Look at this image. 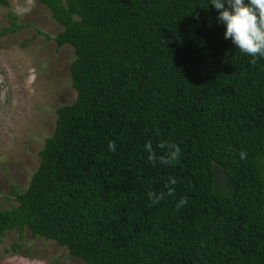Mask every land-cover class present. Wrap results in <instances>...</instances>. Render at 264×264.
Returning <instances> with one entry per match:
<instances>
[{"label":"trees","instance_id":"1","mask_svg":"<svg viewBox=\"0 0 264 264\" xmlns=\"http://www.w3.org/2000/svg\"><path fill=\"white\" fill-rule=\"evenodd\" d=\"M36 2L76 98L0 241L28 230L83 264H264V0Z\"/></svg>","mask_w":264,"mask_h":264},{"label":"rangeland","instance_id":"2","mask_svg":"<svg viewBox=\"0 0 264 264\" xmlns=\"http://www.w3.org/2000/svg\"><path fill=\"white\" fill-rule=\"evenodd\" d=\"M0 31L9 13L27 25L0 37V209L15 206L11 191L23 192L39 164L38 152L55 126L56 109L76 98L71 87V48H56L61 28L36 0H6ZM0 264H83L55 243L8 231L0 241Z\"/></svg>","mask_w":264,"mask_h":264}]
</instances>
